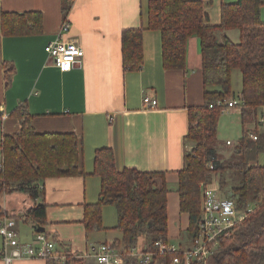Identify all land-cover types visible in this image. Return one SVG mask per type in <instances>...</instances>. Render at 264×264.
Listing matches in <instances>:
<instances>
[{"label": "crops", "instance_id": "crops-1", "mask_svg": "<svg viewBox=\"0 0 264 264\" xmlns=\"http://www.w3.org/2000/svg\"><path fill=\"white\" fill-rule=\"evenodd\" d=\"M203 1L208 24L217 26L221 4L237 0ZM65 7L68 8L66 15ZM29 11L41 13V33L1 34L3 13ZM260 17L264 22V6ZM65 18L70 28L64 39L76 41L83 50L80 64L70 71L59 70L45 52L46 44L57 37ZM145 25L146 0H0V106L10 115L24 105L33 117L32 125L37 132L72 131L80 136L82 173L44 179L39 183L43 197L35 199V203L43 200L46 204V231L56 248L61 243L71 253L81 254L92 244L112 243L121 237L114 226L104 221L102 229L91 232H86L83 224L84 205L98 199L100 180L93 173L94 152L103 147L113 150L117 170L135 168L163 173L168 188V241L176 244L184 241L185 237L175 240L189 226L188 215L179 210L177 181L188 144L190 149L193 146V142L185 140L188 108L203 103L200 42L196 36L188 39L185 69L165 70L161 64L160 33L145 29L142 65L136 71H124L121 34L126 29ZM212 35L218 40L228 36L237 42L239 34L234 29H215ZM9 64L14 71L11 82L6 85L4 68ZM234 77H237L236 71L232 73V91L238 96L241 85L233 86ZM145 96L155 99L156 107L145 108ZM228 112L238 115L241 133L264 135V106L244 120L238 106L227 108L220 115ZM2 130L4 134L18 131L17 117L10 115L3 122ZM218 133L217 129V154L231 150L237 143L220 140ZM226 145L231 147L227 149ZM263 156L264 152L258 154L259 166H264ZM7 206L8 209L4 208L10 213L15 212L12 204ZM16 228L22 241H33L35 231L30 222L16 220ZM81 259L80 264H98L92 257ZM0 264L5 263L0 259ZM10 264L48 262L23 258Z\"/></svg>", "mask_w": 264, "mask_h": 264}, {"label": "trees", "instance_id": "trees-1", "mask_svg": "<svg viewBox=\"0 0 264 264\" xmlns=\"http://www.w3.org/2000/svg\"><path fill=\"white\" fill-rule=\"evenodd\" d=\"M205 6L203 0H146L145 27L126 29L121 34L122 67L124 71H136L141 67L145 29L160 33L161 64L165 70L185 69L188 39L198 37L203 103L188 108L189 127L185 140L193 141L194 145L184 155L177 181L179 210L189 218L184 240L189 242L196 235L200 184L210 183L215 175L231 174L237 183L223 194L234 198L246 215L236 225L234 233L220 241L207 264H264V166L256 164L258 154L264 152V135L257 134L254 141L242 131L227 159H219L214 146L222 111L216 101L237 100L241 120L264 106V22L260 17L264 0L221 4L217 26L208 24ZM67 11L65 7V15ZM215 29L237 30L238 41L233 42L228 36L218 40L212 35ZM41 30L42 15L38 11L2 14V35H34ZM236 70L241 74L238 98L232 91V73ZM13 71L11 64L5 65L6 85L11 82ZM10 115L17 117L19 130L3 134L0 140V197L22 193L32 205L14 213L0 208V217L30 222L36 232V227L47 228L46 204L43 200L35 203L36 198L43 197L39 183L49 177L82 173L80 136L72 131L37 132L32 125L33 117L24 105ZM93 173L99 177L100 189L97 201L84 205L86 232L103 228L102 208L110 204L117 215L114 228L121 233L120 239L112 243L116 247L123 245L124 255L135 246L138 236L147 237V247L153 250L155 241H168V188L163 173L142 172L135 168L117 170L113 150L107 147L95 150ZM221 187L220 183V191ZM45 233L49 236L47 231ZM59 248L68 251L61 243L56 249ZM171 256L166 255L167 262ZM80 261L68 257L64 264H80ZM47 262L56 264L51 260Z\"/></svg>", "mask_w": 264, "mask_h": 264}, {"label": "built area", "instance_id": "built-area-1", "mask_svg": "<svg viewBox=\"0 0 264 264\" xmlns=\"http://www.w3.org/2000/svg\"><path fill=\"white\" fill-rule=\"evenodd\" d=\"M69 28L70 24L65 18L57 37L45 46L47 56L61 71H70L80 64L83 57V50L76 41L64 39ZM143 104L145 108H154L157 103L155 99L145 96ZM237 104L238 101L235 99L216 101V105L221 106L222 111L237 106ZM9 116V113L0 106V140L4 134L2 132L3 122ZM248 136L254 141L257 140L256 133H250ZM1 166L2 160H0V169ZM211 185L212 183L200 184V216L196 223V235L189 242L184 240L176 244L157 240L153 243L155 250L148 249L147 245L139 250L132 247L126 255L123 253V245L116 247L113 243H100L90 245L85 253L75 254L69 250L56 249L54 241L45 232L36 231L33 241H22L16 228V220L1 216L0 259L5 264L23 258H38L64 264L68 257H92L98 264H207L218 249L220 241L232 235L236 225L246 215L238 208L234 198L222 195L223 193L217 186ZM169 254L172 256L167 262L166 255Z\"/></svg>", "mask_w": 264, "mask_h": 264}, {"label": "rangeland", "instance_id": "rangeland-1", "mask_svg": "<svg viewBox=\"0 0 264 264\" xmlns=\"http://www.w3.org/2000/svg\"><path fill=\"white\" fill-rule=\"evenodd\" d=\"M236 74H237V77H234L235 79L233 80V86L236 88H239L241 85V74L238 70H236ZM232 90H233V88H232ZM236 94L237 93H235V95ZM235 98H238L237 95L235 96ZM220 116L221 117H220L219 125H218V131L220 132V134L218 133V138L220 140H223V141L225 139H230L232 142H236L238 140V138L241 136V125L239 122L238 115L237 114L234 115V114H231V112L230 113L228 112V113H224ZM188 141H190V140H188ZM191 142H193V141H191ZM188 145H189V150H190L191 144H188ZM193 145H194V142H193ZM215 145L217 146V144H215ZM227 147H231V146L226 145V148ZM230 153H231V150L228 149L227 151L221 152L220 154H217V155L219 158H224L225 155H228L230 157ZM158 179L159 180H157V179L156 180L161 182V178H158ZM210 183H212L211 186H213V187H215V186L218 187L221 183V186H222L221 191H222V193L226 194L228 191H230L232 189V187L234 185H236L237 180L234 179V177L231 174H223V175L213 176ZM225 194H222V195H225ZM227 195H229V194H227ZM11 204H12V206L15 207V212H19V211H22L23 209H26L27 207H30V205H32V201L26 195H24L22 193H17V192H13L10 194H3L0 197V208L1 209H5L6 208L5 206H7V205H8L7 207H9V206L11 207ZM6 209H8V208H6ZM8 211H10V210H8ZM102 221H104V223H106L108 226H114L115 227L116 222H117V215H116L115 207L113 205L108 204V205L103 206V208H102ZM184 237L187 238L185 233H183L182 236L179 237V239L177 238L175 240H176V242H178V241H181ZM187 241H188V239H187ZM147 243H148L147 237L138 236V239H137L134 247L136 250L144 249L146 247ZM184 244H186V243H184ZM87 250H88V248L84 249V251L83 252L81 251V252L85 253ZM84 258H86V257H84ZM77 259L82 260L81 258H77Z\"/></svg>", "mask_w": 264, "mask_h": 264}, {"label": "water", "instance_id": "water-1", "mask_svg": "<svg viewBox=\"0 0 264 264\" xmlns=\"http://www.w3.org/2000/svg\"><path fill=\"white\" fill-rule=\"evenodd\" d=\"M36 231L37 232H45L46 229H45V227H36Z\"/></svg>", "mask_w": 264, "mask_h": 264}]
</instances>
